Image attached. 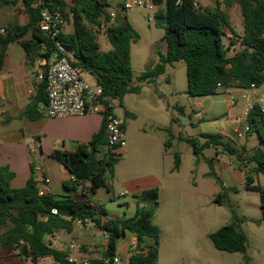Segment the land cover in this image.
Instances as JSON below:
<instances>
[{
	"label": "trees",
	"instance_id": "obj_1",
	"mask_svg": "<svg viewBox=\"0 0 264 264\" xmlns=\"http://www.w3.org/2000/svg\"><path fill=\"white\" fill-rule=\"evenodd\" d=\"M20 0H1L2 5H16ZM29 23L20 25L10 23L5 27L6 34L0 35V70L10 44L19 42L27 57L33 61L34 56L49 58L51 44L39 27L40 11L33 0H21ZM63 10L70 9L74 14L70 22L74 26L71 34H63L66 47L74 52V66L82 69L96 81L104 94L111 100H118L123 106L128 94H138L141 85L133 84L134 71L132 65V46L140 41V35L131 25L126 15L117 13L111 19L109 8L111 3L100 0H73L69 4L65 0H55ZM159 7L155 14V22L164 30L167 45L166 55L159 56V62L146 70L139 78L140 83H154L165 73L167 65L184 61L187 70V93L194 98L217 95V87L222 84L237 89H251L264 86V0H216L215 7L205 10L199 8L195 0H152ZM239 5L243 17V34H238L232 27L229 14L222 8ZM69 23V24H70ZM113 47L107 53L101 51L97 37L91 27L103 28ZM235 37L242 38L245 49L230 55L226 47L227 31ZM32 34L30 40H25ZM234 45V40L231 46ZM43 80L38 92L31 98L26 115L35 121L42 118L40 104H47L46 67H43ZM125 110V117L131 116ZM247 135L257 134L261 146L247 158L253 167L247 177L248 189L260 194L264 225V188L255 184L252 172L264 175V110L255 104L246 116ZM206 142L199 145L197 140L188 141L194 146L195 153L215 147L238 159L246 153V148H238L231 138L220 133H204ZM170 142L165 143L168 147ZM121 154L108 147L106 125L95 134L89 143L79 145L75 151H54L52 157L63 165L70 173L72 180L64 182L70 190L89 182L85 190V200L74 197L56 198L53 194L38 195L35 171L27 184L22 188H13L11 182L15 173L9 166H0V247L18 252L24 260L38 264L41 257L50 255L61 264H74L69 255L59 250L52 243L45 242L46 236L54 235L58 229L72 232L74 222L90 220L100 230L110 234L107 255H114L118 250L121 237L131 234L136 238L137 246L132 252L129 264H158L162 231L154 223V217L160 206L159 189L145 190L137 198V210L130 218H109L105 209L96 208L90 197L97 194L100 188L110 187L107 175H115V166ZM213 165L212 160H208ZM181 164L179 154L175 155V169ZM222 195L218 200L221 201ZM57 209L58 214H52ZM214 247L229 253H246L247 236L236 222L225 225L209 235ZM248 260V258L246 257ZM249 261V260H248ZM99 262H92L98 264ZM102 261L100 262V264Z\"/></svg>",
	"mask_w": 264,
	"mask_h": 264
},
{
	"label": "rangeland",
	"instance_id": "obj_2",
	"mask_svg": "<svg viewBox=\"0 0 264 264\" xmlns=\"http://www.w3.org/2000/svg\"><path fill=\"white\" fill-rule=\"evenodd\" d=\"M69 6L73 0H65ZM150 2V0H145ZM200 9L216 6V0H195ZM111 9L116 8L117 0H111ZM153 5V4H152ZM23 5L19 2L10 9L13 12H23ZM222 8L230 15L231 27L243 34L244 25L241 8L235 4L231 7L223 5ZM8 10V9H6ZM159 7L152 10L119 11L126 15L131 25L140 35V41L132 46V65L134 71L133 84L141 85L138 94H128L125 105L131 116L125 117L126 145L120 156L119 163L115 166V175H107L110 191L103 187L91 200L107 210L111 218H130L137 210L136 192L130 190L128 183L143 185L156 171L152 165L155 144L149 138H142V131H147L154 141L158 140L160 151V169L164 172L161 177L162 188L159 189L160 206L156 216L168 217L165 224V236L161 238L158 264H264V225L261 209L260 194L248 189L247 177L253 167L247 163V158L257 147L261 146L257 134L247 137V133L239 143L244 144L248 151L240 159L215 147L204 149L196 154L194 146L189 139L197 140L203 145L206 139L202 131L208 129L209 124H200L197 121L196 101L188 93V79L184 61L167 65L164 74L156 82L142 84L140 76L159 62L160 55H166L167 45L164 40V30L155 22V14ZM0 12V25L5 23V18ZM94 31L102 52L107 53L113 49L105 28L91 27ZM74 31L73 24L65 28L66 34ZM233 51H230V55ZM37 67V65H36ZM85 79L93 83L90 75ZM263 89V87H262ZM161 94V97H158ZM236 98V91L233 93ZM161 102L158 104V100ZM217 101L215 108L208 115H216L217 125L224 123L223 117L227 112V102L223 94L211 97ZM238 103V100H237ZM115 113L122 114L118 100H114ZM237 105V104H236ZM205 103L203 109H207ZM238 108V106L236 107ZM222 117V118H221ZM213 122V120H209ZM162 125V126H161ZM154 126L162 127L160 131L152 133ZM170 142L168 147L164 143ZM151 144V145H150ZM162 145L164 147L162 148ZM239 148H242L239 147ZM179 154L181 164L175 169V155ZM31 162L47 169L52 181L60 183L64 174L63 165L55 159L39 153L30 155ZM208 160H212L210 165ZM256 185L264 188V175L252 172ZM126 191L128 194L123 195ZM222 195L219 202L218 197ZM76 199H83L74 195ZM236 222L247 236V252L229 253L217 250L209 235L221 227ZM82 227V228H87ZM89 227H93L92 225ZM74 224V233L68 236L66 230L59 229L57 241L69 246L74 241L75 245L81 244L79 229ZM94 238L88 235L89 243H101L103 240L98 235ZM132 235L127 234L118 241V255L127 260L125 249H134ZM248 258V260L246 259ZM92 261V259H91ZM0 264H31L24 261L17 251L0 247Z\"/></svg>",
	"mask_w": 264,
	"mask_h": 264
},
{
	"label": "crops",
	"instance_id": "obj_3",
	"mask_svg": "<svg viewBox=\"0 0 264 264\" xmlns=\"http://www.w3.org/2000/svg\"><path fill=\"white\" fill-rule=\"evenodd\" d=\"M118 1L119 0H117V2ZM19 2L23 5L21 0ZM0 4H2L1 0ZM11 6L15 5L0 6V12L4 14L3 16L6 20L4 24L0 25V29H5L6 26L14 22H18L20 25H26L29 23V17L24 12V8H22L23 12H20L18 15V12H13L10 9ZM64 33L66 34V32ZM31 38L32 34H28L25 37V40H30ZM41 69H43L41 56L36 55L34 56L33 61H31L19 42L9 45L3 68L0 70V166H9L15 173V177L11 182L13 188H22L27 184L32 175V168H34V171L38 168H42L46 175L51 179L47 169L40 167L37 163L31 162L30 160L31 154L29 152V145L33 140H39L41 144V150L39 151L41 157L48 156L53 158L52 154L54 151H75L79 145L89 143L93 136L97 134L104 125L103 117L91 112L84 116L49 119L44 114L45 104L39 105V110L43 115L42 118L35 121L29 119L26 115V111L31 98L38 92V86L40 84L38 75L40 74ZM84 75L88 74L85 73ZM92 81V85L96 86V81L94 79H92ZM88 82L91 84L90 81ZM235 91L237 93L236 98L238 103L233 107L230 106L226 96L223 95L227 102V112L225 117H223L224 123L221 125H217L218 121L215 120H217L218 117H216V115H208V113L210 114L212 112L217 103V101L211 100V97L213 96L203 97L202 101H196L195 112L198 113V123L203 125L209 124L208 129L203 130L202 133H220L227 139H233L236 146L239 148L241 146L245 147L244 144L239 143V141L243 139L247 133L245 119L249 100L243 97L244 92L242 89L235 88ZM262 92V88H259L257 91L248 92L249 99L255 101ZM217 95H219V93ZM158 97H161V94H158ZM125 99L126 97L124 98V101ZM124 101L123 106L121 107L123 115H125V110L128 111ZM160 102L161 98H159L157 103L159 104ZM205 103L208 104L207 109H203ZM237 106L238 108H236ZM209 120H213V122ZM161 128L162 127L154 126L152 133L160 131ZM240 133L243 134L241 137H239ZM141 134L142 138H149V142L155 144V149L152 151L154 153V156L152 157V168L156 171H152L153 174L143 185H140L139 183H128L130 190L136 192L138 195L148 189L157 187L162 188L161 177L165 174L162 171L157 172V168L160 169V141H154V138H152V136L150 137V134L147 131H142ZM164 145H162V148ZM245 148L248 151L247 147ZM117 152L122 154L123 148ZM64 169L65 172L60 177V183L52 181L51 179L48 188L49 193L53 194L58 199L70 196L74 197V195H77L81 196L83 199L79 200L74 197L76 200H85V190L89 187L90 183L84 182L74 191L66 188L64 182L72 180V177L65 167ZM91 203L96 208L105 209L93 200H91ZM168 217H171V215L166 217L161 216V218H158V216L155 215L154 217V223L161 228L162 238L165 236V224L168 223ZM109 218H111L110 215ZM58 231L59 229L55 231L53 236H46L45 242L52 243L55 248L66 251L69 255V260L74 261V263H79L83 259H92L91 262L97 261L99 262L98 264H100L102 257L105 254L104 242L89 243L87 239L88 235H92L94 238L97 237L96 235L99 237L100 234L98 230L89 226L87 228L81 227L79 229V237L82 241L78 246L75 245L74 241L71 242L69 246H66L63 242L57 241ZM66 232V234L70 236L74 233V229L72 232ZM134 240L135 237H132V241ZM72 246H74V248H72ZM130 251V249L122 251L123 254H127V260L125 263L121 258L122 264H129L131 256Z\"/></svg>",
	"mask_w": 264,
	"mask_h": 264
},
{
	"label": "built area",
	"instance_id": "obj_4",
	"mask_svg": "<svg viewBox=\"0 0 264 264\" xmlns=\"http://www.w3.org/2000/svg\"><path fill=\"white\" fill-rule=\"evenodd\" d=\"M34 6L40 11L39 27L41 32L47 37L51 44V55L49 58L42 57V68L46 67V94L47 104H45L44 114L49 119L68 118L84 116L88 113H96L103 117L106 125L107 144L108 147L116 149V151L124 148L126 145V127L125 116H119L115 113L114 100H111L104 94L101 87L91 85L84 77L85 72L81 68L74 66L75 60L74 52L70 51L64 44L62 37L66 26L73 20L74 14L70 9L63 10L62 7L55 0H33ZM103 3H111V0H100ZM152 0L150 2L145 0H119L115 9L109 8L110 17L112 20L116 17L119 11L129 10H152L155 6ZM106 28V25H103ZM6 34L5 29H0V35ZM234 40V45L231 42ZM226 47L230 50L242 51L245 45L242 38L235 37L230 30L227 31ZM43 69L38 75V80H43ZM262 88V87H261ZM259 88L252 86L251 89H242L244 98L249 100L248 111L253 108L255 104H259L264 110V86L263 92L259 97L252 101L249 99L248 92L257 91ZM217 92L226 96L230 106L237 104V98L233 93L235 88L226 87L222 84L218 85ZM247 116V114H246ZM246 124V119H245ZM246 129H247V125ZM243 134H239L241 137ZM41 144L39 140H33L29 145V152L31 155L39 153ZM36 186L38 188V195L40 197L49 193L48 188L51 179L46 175L42 168L35 171ZM125 192L123 195H126ZM52 214L57 215L58 210L53 209ZM109 219V216L104 217L103 220ZM80 227L93 226L98 230L104 242L105 254L102 257L101 264H122L121 257L116 253L114 255H107V247L110 240V234L106 231L100 230L97 225L90 221L76 220ZM134 249H136V238L133 241ZM74 248V246H72ZM74 263V261L69 260ZM38 264H61L52 256L47 255L41 257ZM74 264H92L91 260L83 259L79 263Z\"/></svg>",
	"mask_w": 264,
	"mask_h": 264
}]
</instances>
